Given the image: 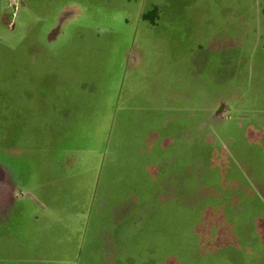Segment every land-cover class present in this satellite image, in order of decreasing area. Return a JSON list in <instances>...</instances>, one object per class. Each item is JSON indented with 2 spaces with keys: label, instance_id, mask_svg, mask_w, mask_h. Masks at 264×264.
Masks as SVG:
<instances>
[{
  "label": "crops",
  "instance_id": "1",
  "mask_svg": "<svg viewBox=\"0 0 264 264\" xmlns=\"http://www.w3.org/2000/svg\"><path fill=\"white\" fill-rule=\"evenodd\" d=\"M250 2L228 0L214 5L211 15L204 17L209 22L206 27L217 34L224 29L233 32L206 43L186 37L187 32L197 29L198 15L183 5L151 2L141 11L150 25L162 24L169 30L164 40L180 51L176 52L180 56L190 54L186 52L187 44L199 45L200 51L192 55V60L203 61L202 69L191 73L190 84L182 78L175 86L164 80L166 88L171 87L169 95L162 92L169 98L167 102L179 98L181 104L157 105L160 93L151 79V88L142 95L125 84V78L128 83L130 77L124 67H135L128 64L130 57L124 58L117 85L116 117L128 131L121 140L116 137V143H124L123 154L129 156L128 142L145 137L148 153L147 149L142 153L146 152L149 159L147 164L134 161L133 165L121 159L117 172L128 192L145 189L141 182L147 173L154 176L160 168L175 170L178 196L163 198L149 196V192L144 196L88 195V185H95L97 178L90 174L86 182L80 174L98 168L71 165L81 159L80 154L97 156L92 152L97 151L98 144L79 152L77 146L73 148L66 142L67 138L58 142L57 137L49 138V143L39 146V151L46 152H38L31 161L35 168H28L26 161L21 166L0 164V221L6 226L13 216L29 215L37 222L34 231L41 237L43 247H31L24 264H264V180L252 194L243 188L237 197L229 192L227 198H220L218 193L223 191L214 185L215 193L205 212L197 207V197L188 200L183 191L188 172L198 174L205 161L210 167L221 163L225 165L220 168H230V148L243 155V145L247 148L258 142L264 162V85L260 87L263 94L253 96L241 82L238 85L237 79L240 66L253 59L252 40L254 45L264 44L259 33L254 39L235 37L239 17L245 29L254 28ZM154 8L153 15L145 19L144 14ZM256 27L262 29L260 19ZM176 28L183 29L178 36L171 33ZM202 44L211 46L204 48ZM260 57L258 76L264 84V53ZM136 99L144 102L136 105ZM101 136L97 133L95 137ZM100 141L107 145V136ZM157 143L162 148L157 150ZM30 190L36 197L26 198L23 191Z\"/></svg>",
  "mask_w": 264,
  "mask_h": 264
},
{
  "label": "rangeland",
  "instance_id": "2",
  "mask_svg": "<svg viewBox=\"0 0 264 264\" xmlns=\"http://www.w3.org/2000/svg\"><path fill=\"white\" fill-rule=\"evenodd\" d=\"M151 2L183 5L197 14L194 23L197 29L187 32L189 39L199 38L206 43L228 32L224 29L217 34L215 29L206 27L209 22L204 20L211 15L209 11L214 5L228 0H0L1 165L21 166L26 161L28 168H35L31 161L38 152L40 155L46 152L39 151V146L49 143V138L57 137L56 142L67 138L66 142L73 148L77 146L79 152L98 144L97 151L92 152L97 156L80 154L81 159L71 165L72 168H98L93 173L80 174L86 182L90 180V174L97 178L95 185L91 188L88 185V195L144 196L147 192L149 196L163 198L179 195L174 189L179 180L175 170L170 172L160 168L154 176L147 173L141 182L145 189H128V192L117 172L121 159L131 161V165L134 161L146 163L149 159L145 137L138 136L128 142L129 156L123 154L124 143H116V137L121 140L128 131L116 117L117 85L125 65L124 58L130 57L128 64L135 67H124L125 74L130 77L128 83L125 78V84L135 87L142 95L151 88V79L160 93L156 98L157 105L181 104L179 98L167 102L169 98L162 92L169 95L171 87L166 88L164 80L175 86L182 78L190 84L193 74L202 69L203 61L192 60V55L200 51L199 45L187 44L186 52L190 54L180 56L176 53L180 51H175L173 45L164 40L169 30L162 24L152 26L143 20L141 11ZM250 3L253 5L250 18L254 28L245 29L243 18H237L236 39H254L257 33L264 37V0H251ZM257 19L261 20V30L256 27ZM182 32L181 28L171 30L177 36ZM229 32L231 34L233 30ZM252 41L253 59L240 66L237 79L238 85L242 83L243 89L255 96L263 94L260 87L264 84L258 74L264 44L254 45ZM202 46L206 48L211 44ZM136 100V105L144 102L143 99ZM96 132L102 134L99 139L95 137ZM104 135L107 145L100 141ZM256 143L247 148L243 145L240 148L243 155L230 148V168H220L225 165L221 163L210 167L205 161L206 168L203 165L198 174L188 172L183 191L188 200L199 199L200 212L209 207L215 193L214 185L216 190L223 191L218 193L220 198H227L229 192L237 197L243 188L249 194L257 189L259 182L264 180V162ZM158 145L157 150L162 148ZM146 149L147 153L143 154ZM41 161L46 166V161ZM190 163L189 158L188 166ZM23 192L26 198L36 197L34 191ZM36 225L29 215L13 216L6 226L0 221V264L27 263L26 252H31V247H43L40 235L34 231Z\"/></svg>",
  "mask_w": 264,
  "mask_h": 264
},
{
  "label": "trees",
  "instance_id": "3",
  "mask_svg": "<svg viewBox=\"0 0 264 264\" xmlns=\"http://www.w3.org/2000/svg\"><path fill=\"white\" fill-rule=\"evenodd\" d=\"M155 10H156V8L152 9V10L149 11V12H146V13L144 14V18H145V19H148V17H149L151 14H153V13L155 12Z\"/></svg>",
  "mask_w": 264,
  "mask_h": 264
}]
</instances>
